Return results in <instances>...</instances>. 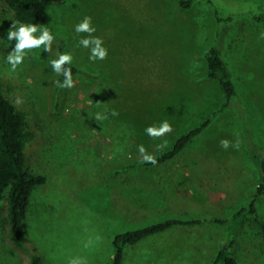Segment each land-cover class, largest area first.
Here are the masks:
<instances>
[{
	"label": "rangeland",
	"instance_id": "rangeland-1",
	"mask_svg": "<svg viewBox=\"0 0 264 264\" xmlns=\"http://www.w3.org/2000/svg\"><path fill=\"white\" fill-rule=\"evenodd\" d=\"M179 1L49 5L46 27L64 40L71 64L102 82L82 73L72 77L71 88H60L53 58L40 57L43 45L26 49L23 62L10 70L5 56L15 39L7 41V31L15 20L0 0V80L35 133L27 167L46 176L29 196L26 249L12 240L7 201H0V264H31L32 247L39 264H110L116 234L168 218L206 220L140 240L125 249L122 264H209L232 236L210 219L230 217L260 185L255 206L264 219V172L246 149L235 106L217 114L174 158L154 165L142 159L139 146L156 157L222 102L203 57L213 46L231 70L234 103L249 112L264 164V21L255 18L264 15V0H192L188 7ZM86 15L96 28L91 35L107 48L103 60H89L90 49L78 43L89 34L76 33L74 25ZM96 113L106 118L97 120ZM162 121L170 132L145 133ZM222 140L229 141L227 148ZM238 264H264V239L255 231Z\"/></svg>",
	"mask_w": 264,
	"mask_h": 264
},
{
	"label": "trees",
	"instance_id": "trees-1",
	"mask_svg": "<svg viewBox=\"0 0 264 264\" xmlns=\"http://www.w3.org/2000/svg\"><path fill=\"white\" fill-rule=\"evenodd\" d=\"M3 2L10 10L15 21L46 27L47 7L52 4H63L65 0H3ZM179 2L183 7H188L192 0H180ZM255 18L258 21H264V15L262 14L257 15ZM64 46L65 43L62 38L54 37L51 51L44 52L42 48L40 57L46 58L49 56L54 59L58 53H64ZM203 57L207 68L206 75L217 83L223 93V100L215 110H211L196 126L179 134L169 149L154 157L156 161L154 164H161L174 158L213 121L217 114L226 108L235 106L243 119L242 129L246 149L252 161L264 172V164L259 159V148L253 139L254 133L249 120V112L248 110L241 111V107H237L234 103L237 89L232 79L231 70L221 57L220 50L216 47L208 48ZM66 67L71 68L72 77L83 73L90 81L102 86L98 75L83 72L71 63ZM60 79H63L62 75ZM34 138L35 133L28 125L24 111L18 109L5 96L3 82L0 80V201H7L9 232L19 249H26V245L30 240L27 224L30 193L35 186L38 187L46 181L44 174L32 173L27 167V146ZM262 154H264V149ZM145 164L154 165L147 162ZM262 186L257 187L253 198L230 217L210 219L211 222L226 225L232 236L219 245L209 264H238V255L246 241L251 237L252 231H255L264 239V219L257 213L255 206L256 198L261 194ZM205 220L168 218L120 232L112 238L113 251L110 264H122L125 249L150 235L164 232L176 225L199 224ZM31 253L30 263L39 264L41 258L35 247H32Z\"/></svg>",
	"mask_w": 264,
	"mask_h": 264
},
{
	"label": "clouds",
	"instance_id": "clouds-1",
	"mask_svg": "<svg viewBox=\"0 0 264 264\" xmlns=\"http://www.w3.org/2000/svg\"><path fill=\"white\" fill-rule=\"evenodd\" d=\"M74 31L76 33L84 32L89 34L88 36L81 37L78 41L80 46L90 49L89 60H103L107 56V48L103 46L102 38L91 35L96 31V28L92 25V18L90 16H84L80 22L75 24ZM37 32H39V35H34ZM13 38L15 39V44L12 50L5 56V61L13 72H15L17 66L23 62L27 55L26 49H39L43 45V51L49 52L52 49L54 40L53 34L47 27H38L37 24H24L18 21H13L11 29L7 31V41H11ZM71 62L72 56L70 53H58L56 58L49 61L52 70L58 76H63L62 80L55 81L60 88H71L73 86L71 68L66 67ZM112 115H117L115 110L112 111ZM95 118L102 120L106 116L101 113H96ZM170 131L171 125L167 121H162L158 127L150 125L145 128V133L153 137L162 136ZM221 145L227 148L229 141L222 140ZM139 151L144 162L156 163L155 158L151 154H147L142 145L139 146ZM69 264H80V261L74 259Z\"/></svg>",
	"mask_w": 264,
	"mask_h": 264
},
{
	"label": "crops",
	"instance_id": "crops-1",
	"mask_svg": "<svg viewBox=\"0 0 264 264\" xmlns=\"http://www.w3.org/2000/svg\"><path fill=\"white\" fill-rule=\"evenodd\" d=\"M182 226V225H181Z\"/></svg>",
	"mask_w": 264,
	"mask_h": 264
}]
</instances>
